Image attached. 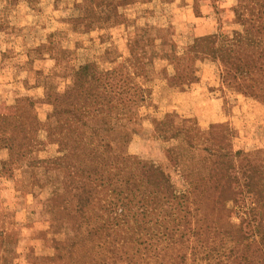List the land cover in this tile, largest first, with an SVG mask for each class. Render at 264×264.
Listing matches in <instances>:
<instances>
[{
  "label": "rangeland",
  "instance_id": "rangeland-1",
  "mask_svg": "<svg viewBox=\"0 0 264 264\" xmlns=\"http://www.w3.org/2000/svg\"><path fill=\"white\" fill-rule=\"evenodd\" d=\"M205 16L217 39L197 53L196 21ZM227 52L241 64L264 62V0H0V264H173L199 251L190 220L178 223L155 187L124 192L125 215L116 218L122 197L79 178L95 170L93 155H70L75 173L47 163L69 152L47 130L72 119L57 113L75 106L88 116L82 104H93L92 117H82L93 148L107 144L160 167V184L185 201L188 175H208L215 151L235 175L264 162V97L235 87ZM252 72L247 78L264 81ZM218 197L203 209L224 206Z\"/></svg>",
  "mask_w": 264,
  "mask_h": 264
},
{
  "label": "trees",
  "instance_id": "trees-1",
  "mask_svg": "<svg viewBox=\"0 0 264 264\" xmlns=\"http://www.w3.org/2000/svg\"><path fill=\"white\" fill-rule=\"evenodd\" d=\"M216 39L217 36L203 37L194 46L195 51L205 53L210 44L215 43L214 40ZM210 51L214 57L219 54L218 50ZM234 55L232 52H227L226 55H223V60L225 59L229 66L230 77L235 83V87L239 90H248L244 94L256 99L264 97V95H260L263 93L264 81L260 78H247L250 73H253L252 69L257 72H264V62L253 61L252 63L241 64ZM58 73H60L58 68H55L54 72L51 73L52 75L47 76L46 79L50 80L54 75L57 77ZM180 85L183 87L180 88ZM186 85L188 83L180 82L176 88L183 92L187 88ZM131 89L143 92L140 87L133 86ZM83 96L85 97V95ZM79 99L83 100L82 97ZM144 100L145 97L142 101ZM86 105L88 104L84 101L81 109L88 116H85L84 113L76 114L79 108L75 111V106H71V111L57 113L59 115H72V119L63 120L61 125L60 122H57V125H50L47 131L50 139L59 133L62 137L60 136L59 140L56 138L53 140L55 143L56 141L59 143V147L69 148V152L60 151L65 160L63 163L61 162L62 164L50 160L47 163H55L60 166L62 171L75 173V171H79V168L66 163V159L70 155H74L77 159H83V156L87 154L93 155L96 163L95 170L92 174L81 175L79 178L90 181L92 185L97 187H106L122 197L115 203L116 218H122L125 215L126 197L128 196L124 195V192L138 193L141 190V193L146 195L147 187H155L164 206H172L173 208L174 204L176 207L178 223L190 220L193 226L190 234L192 238L196 239L194 242L196 244L198 241L202 242L198 244L200 246L199 251L196 245L197 251L195 250V254L191 258L188 255L176 257L177 262L173 261V264H190L191 261H204L205 264H264V162L254 166H241L238 174L235 175L230 172L235 165L227 154L215 151L218 159L213 163L210 173L208 175L198 173V175L193 174L190 177L188 175L192 195L185 196V201L179 202L176 201L172 189L163 188L160 184V180L164 177V172L160 167H148L143 161L135 157L115 154L107 144L93 148V145L86 139L83 130L86 122L83 120L92 117V111L95 112L96 110L93 104ZM167 119L173 120V124H175L178 118H170L169 116ZM77 124L79 125L76 127ZM180 130L183 129L176 130V138L179 137ZM239 156H241L240 153ZM104 160H106L107 167L102 165ZM121 165H125V167ZM248 166L249 168H247ZM184 167L188 172L191 171L190 168ZM211 193H216L219 196V204L221 205L223 201L224 206L216 207L214 210L203 209V203ZM235 215L240 220L238 223L233 221ZM202 221H204L203 227L200 226ZM201 236H203V241L197 240ZM199 254L203 257L196 259L195 256ZM129 259L120 258L118 261H111V264H131ZM165 264H170V261Z\"/></svg>",
  "mask_w": 264,
  "mask_h": 264
},
{
  "label": "crops",
  "instance_id": "crops-1",
  "mask_svg": "<svg viewBox=\"0 0 264 264\" xmlns=\"http://www.w3.org/2000/svg\"><path fill=\"white\" fill-rule=\"evenodd\" d=\"M197 20L198 21H196V22L198 25V28H197L198 37H204V36H207V35L214 33V31H215L214 30V22H213L211 17L205 16V17L199 18ZM179 99L182 101L180 103H184L187 99V95H182L179 97Z\"/></svg>",
  "mask_w": 264,
  "mask_h": 264
}]
</instances>
